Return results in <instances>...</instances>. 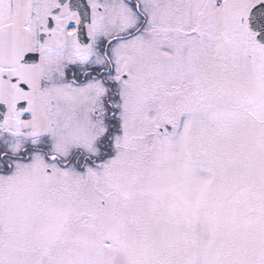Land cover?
<instances>
[{
	"label": "snow or ice",
	"instance_id": "1",
	"mask_svg": "<svg viewBox=\"0 0 264 264\" xmlns=\"http://www.w3.org/2000/svg\"><path fill=\"white\" fill-rule=\"evenodd\" d=\"M0 264H264V0H0Z\"/></svg>",
	"mask_w": 264,
	"mask_h": 264
}]
</instances>
